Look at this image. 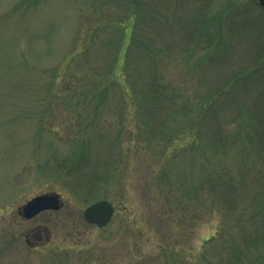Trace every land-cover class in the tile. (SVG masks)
Segmentation results:
<instances>
[{"label":"rangeland","instance_id":"obj_1","mask_svg":"<svg viewBox=\"0 0 264 264\" xmlns=\"http://www.w3.org/2000/svg\"><path fill=\"white\" fill-rule=\"evenodd\" d=\"M188 1L192 10L208 8L207 21L192 28L197 39L224 52L213 59L208 81L198 85L201 53L174 55L190 39L185 32L191 26H178L175 35L164 32L173 53L151 65L168 89L183 92L186 104L194 96L208 95L213 85H224L256 55L264 57V8L258 0ZM121 4L0 0V264H207L204 257L219 261L225 244L230 248L242 230L253 227L256 212L246 206L250 214L231 210L225 221L216 207L188 198L185 191L198 190L204 180L215 182L222 170L236 176L256 161L253 150L240 149L247 141L241 133L245 115L238 112L239 102L216 103L204 122L209 127L214 120L231 121L227 132L237 134L239 144L227 155L203 153L201 146L211 136L190 142L189 120L180 116L168 121L149 148L127 82L126 56L120 55L121 46L117 52L119 39L132 37L116 21L125 13ZM93 36L99 41L93 42ZM109 40L115 42L107 45V58L103 43ZM144 50H132V59H141ZM145 68L140 70L150 78ZM262 78L259 84L238 82L233 87L247 109L254 92L264 90ZM181 103L178 98L175 105ZM102 131L108 140L97 137ZM81 143L90 144L88 152L79 153L82 166L77 168L106 172L104 161L115 160L118 173L99 186L84 181L85 195L76 196L63 176L44 165L54 157L67 158ZM48 192L61 195L59 210L30 220L19 215L27 201ZM102 195L115 207V215L108 226L98 228L86 223L83 211ZM246 255V264H255L257 252L248 249Z\"/></svg>","mask_w":264,"mask_h":264},{"label":"trees","instance_id":"obj_2","mask_svg":"<svg viewBox=\"0 0 264 264\" xmlns=\"http://www.w3.org/2000/svg\"><path fill=\"white\" fill-rule=\"evenodd\" d=\"M196 1L209 3L210 0ZM102 3L103 1L99 4L101 9ZM189 4L188 0H122L121 6L125 13L121 15L124 19L119 14L116 21L118 25L124 26L125 31H131L132 37L129 41L127 38L120 36L119 42L116 43L117 52H119V47L121 46L120 55L126 56L128 65L127 82L135 95V101H137L139 107L138 112L142 131L148 137L149 148L159 140V135L163 133V130L167 129L168 121L172 117L180 116L189 120V133L186 136L190 137V142L194 140L200 143L201 139L202 141L206 140L203 139L204 135L211 136L210 140L201 146L203 153L208 151L215 152L221 156L227 155L232 147H237V144H239L237 134L230 135L231 133L227 132L231 121L214 120L209 127H206L204 122L210 110L217 105L216 103L224 102L225 100L239 102L237 104L238 112L242 116L245 115V127L241 133L247 141V145H243L240 149L243 153L253 150L256 161L244 167V171L238 170L236 176L230 177L228 170H222L220 179L215 182L213 180H204L198 190L185 191L188 198L199 200L202 204L209 202L216 207L218 214L223 216L225 221L229 218L231 210L236 213L250 214L248 211L246 212L244 206L248 210H252V213L253 211L256 212L252 229L247 233L242 230V235L229 243L230 248L225 244L224 256L219 261H216L214 257L212 259L204 257L207 264H246V250L248 249H254L258 254L253 259L255 264H264V90L259 89L258 92H254L253 104L248 103L249 109H247L242 99L243 96L237 95L235 92L236 88L235 91L233 88L238 82L249 84L248 81H251L252 84H259V80L262 83L264 57L260 59V55H256L250 65L236 72L231 80L224 85H213L208 95L194 96L189 99L190 103L186 104L183 92H179L174 88L168 89L165 82L162 81L163 77L154 71L155 68L152 67L151 61L164 56L168 58L173 53L171 43L166 44L167 41L162 36L165 31L175 35L178 26L179 28L180 25L182 28H185V26L189 28L190 25L191 29L185 32L190 39L184 41L181 49L179 47L176 48L174 55L183 54V56L189 57L194 56L198 52L201 53V63L197 62V64L200 63L199 68L201 70V75H198V77L200 76L198 85L208 81L207 75L211 63L216 54L217 57H221V51H219V47L213 46V43L210 44V42L198 40L196 37L195 25L199 23V27H201L207 21L208 8L203 7L200 10H192L188 7ZM181 8L186 12H182ZM187 15L188 17H186ZM193 27L194 29H192ZM101 30L98 29L97 36ZM121 30L122 34L120 35H123V28ZM262 32L264 33V30ZM262 32L260 31V33ZM191 34L194 39H191ZM97 36H93V42L99 41ZM114 42L109 40L103 43L108 48L107 58L111 57L108 46H111V43ZM139 46L145 48L144 54L142 53L141 59H138L139 57L132 59V50L137 51ZM122 47L126 48V50L124 51ZM257 47L255 45L254 50L256 53L259 50ZM223 52H221L222 55ZM141 66L151 71L150 78L143 76V70H140ZM178 98L181 99L182 103L176 106L175 102ZM90 129L93 130L92 126H90ZM102 133L97 137L101 138L103 136L104 140H108L107 132L102 131ZM89 144L87 146L83 143L78 144L74 146L67 158L58 159L54 157L52 164L48 162V164L44 165V168H51L52 172L58 174L59 177L63 176L65 185L76 196L85 195L84 188L86 185L84 181L90 187L99 186L101 183L111 181L118 173V163L115 160L104 161L102 164L104 166L102 167L106 172L98 171L97 167L94 170H90L88 167L85 171L77 168L82 166L78 161V157H82L81 155L83 154L79 153L88 152L86 149ZM73 175H76L75 177L78 179L73 178ZM182 186L184 187V183H182ZM104 196L102 195L101 197ZM86 202L88 201L86 200Z\"/></svg>","mask_w":264,"mask_h":264},{"label":"water","instance_id":"obj_3","mask_svg":"<svg viewBox=\"0 0 264 264\" xmlns=\"http://www.w3.org/2000/svg\"><path fill=\"white\" fill-rule=\"evenodd\" d=\"M264 7V0H258ZM62 206L61 196L58 193H46L29 200L20 210L26 219H31L46 210H59ZM114 206L108 200H100L88 206L83 216L87 223L98 227L107 226L114 216Z\"/></svg>","mask_w":264,"mask_h":264},{"label":"flooded vegetation","instance_id":"obj_4","mask_svg":"<svg viewBox=\"0 0 264 264\" xmlns=\"http://www.w3.org/2000/svg\"><path fill=\"white\" fill-rule=\"evenodd\" d=\"M33 219H35V218H33ZM34 238H35V242H37L38 241L37 235H35Z\"/></svg>","mask_w":264,"mask_h":264}]
</instances>
